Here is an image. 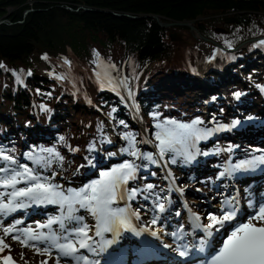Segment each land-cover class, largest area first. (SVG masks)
<instances>
[{
	"label": "trees",
	"instance_id": "1",
	"mask_svg": "<svg viewBox=\"0 0 264 264\" xmlns=\"http://www.w3.org/2000/svg\"><path fill=\"white\" fill-rule=\"evenodd\" d=\"M230 16L237 22L227 23ZM157 17L162 22L195 21L212 47L209 61L222 49L216 43L229 48L225 41L231 42L234 51L225 73L211 69L208 74L214 89L208 103L218 115L225 113V100L216 90L223 76L234 104L232 117L241 121L238 127L250 115L242 105L258 103V111L264 109V46L253 47L264 39V0H0V18L11 21L0 24V146L14 147L22 163H30L22 151L55 146L64 160L59 172L56 164L52 170L77 183L85 158L95 157L97 164L101 150L108 151L109 143L101 141L110 139L111 124L123 146L120 136L125 131L137 133L141 140L123 100L107 87L101 90L94 71L101 62L114 64L113 76L127 78L129 85L141 75L137 99L148 127L154 125L153 112L160 113V119L201 118L192 101L202 84L191 72L206 55L189 26L173 27L185 33L184 41L176 43ZM179 45L181 65L169 67ZM93 50L100 54L98 59ZM44 54L47 60L41 58ZM39 63L64 75L95 106L42 71ZM42 105L48 110L42 111ZM113 108L117 111L109 116ZM258 115L263 120L264 114ZM93 142L96 150L90 153ZM66 145L79 151L71 152Z\"/></svg>",
	"mask_w": 264,
	"mask_h": 264
},
{
	"label": "snow or ice",
	"instance_id": "2",
	"mask_svg": "<svg viewBox=\"0 0 264 264\" xmlns=\"http://www.w3.org/2000/svg\"><path fill=\"white\" fill-rule=\"evenodd\" d=\"M228 47H232L230 41H225ZM264 46V39L253 47ZM216 51H221L217 49ZM97 59L100 54L93 50ZM42 59L47 60V54ZM65 64H70L67 58H63ZM97 59L93 63H97ZM4 65L0 64V68ZM99 70H94L101 90L110 88L119 96L120 87L127 88V78L113 76L116 70L114 64L97 65ZM51 74V73H50ZM31 75V72H28ZM55 79L64 80V75H55ZM17 80L23 83L17 76ZM237 97L240 93H235ZM131 89H128V97H132ZM121 100L124 97L121 96ZM91 103V101H89ZM42 111H47L41 106ZM113 108L108 114L116 112ZM154 121L155 131L152 138L137 140V133L125 131L120 138L125 141L124 146L117 152L108 153V157L126 156L120 163L112 164L107 168H98L94 163L95 157L85 159L87 165L97 169L98 175L80 187H64L56 182L57 172L52 170L53 165L62 166L64 156L55 147L33 148L22 155L30 163H22L15 148L0 146V222L3 218L11 216L18 210L35 206H56L58 214L49 216L45 223L37 221L35 228L31 225L18 227L23 223L15 219L14 223L3 226L5 236L20 241L26 247L31 246L40 255H51L56 251L54 264H100L98 259H90L92 253L98 256L107 251L108 247L117 242L122 232L130 231L136 236L148 232L152 237L159 239L160 235H168L172 238L173 244L165 243L164 248L171 249L178 257L188 258L190 253L201 254L199 264H264V203L254 204L249 200V207L253 209L244 220L239 218V205L237 195H226L219 201L211 211L203 213L193 211L184 202V208L188 213V225L190 231L185 230L184 223H178L171 232L164 231L162 214L170 211L173 192L183 194L184 188L175 185V177L170 170L166 171L165 180L170 181L166 187H159L153 183H137L138 180H146L147 177L140 176L141 171H148L151 166L167 169V165L177 164L178 158L182 159L185 165L191 164L198 155L208 156L213 151H201L198 147L200 141H207L214 132L232 128L240 125V120H234L230 125H221L216 128L202 127L204 121L199 117L189 122L174 118L160 119V113L150 114ZM215 117H213V120ZM248 119H252L249 117ZM120 125L127 127L124 120L119 121ZM102 130V125L99 126ZM60 142L64 137L59 138ZM102 143H112L106 137ZM139 144L152 145L154 151H142ZM71 152L79 151L66 145ZM95 142L89 144L88 151H95ZM222 150L217 147L214 152L219 154ZM231 153L232 146L223 149ZM250 157L239 159L232 163V158H227V164L218 173L216 179L233 177L237 173L254 171L264 166V150L250 149ZM167 158V159H166ZM51 171V175L48 173ZM151 176L157 173L150 171ZM130 184L132 186H130ZM159 189V190H157ZM141 198L144 201L142 207L145 215L151 213V219L146 225H136L133 221L141 220L140 208L133 209L130 202ZM215 199V197H213ZM83 210L93 223L86 222L84 215L78 213ZM174 215L180 217L181 211H175ZM58 225V230L53 229ZM159 225V227H156ZM41 229H47L42 231ZM223 232L224 238L218 248L206 251L209 246L208 240L214 233ZM15 233H22L21 236ZM91 233V234H90ZM111 234L106 238L105 234ZM198 241L190 243L189 236L196 237ZM100 239L97 240L96 238ZM145 243H148L145 241ZM43 245V248H41ZM8 247L4 239L0 238V251ZM5 262L11 261V257H4ZM41 264H48L47 260Z\"/></svg>",
	"mask_w": 264,
	"mask_h": 264
},
{
	"label": "rangeland",
	"instance_id": "3",
	"mask_svg": "<svg viewBox=\"0 0 264 264\" xmlns=\"http://www.w3.org/2000/svg\"><path fill=\"white\" fill-rule=\"evenodd\" d=\"M0 20H7V19L0 18ZM9 22H11V21L7 20V23H9ZM160 22H162V21L160 20ZM229 23H233V22H229ZM193 26L196 27V23ZM173 27H175V26H172V28ZM168 29H169V27H168ZM190 30H191V28H190ZM170 31L171 32H178V33L180 32L179 39L178 40H175V41L172 40L173 42L180 43V42H183L184 41V39H185V33L183 31L174 30V28H173L171 30L169 29V34H170ZM194 32L192 33V30H191V33H192L193 37H195L197 39L196 42L197 41L200 42L199 48H201V50L206 55V58L204 60V64H207V68L204 71H200V73H199L200 76H194V77H197L198 78L197 80H199V82L202 84V87H200L199 90L194 91V95H193V97H194V100L193 101L194 102L192 101V103L194 105H197L198 108H200L199 109L200 110V114H202L201 120L204 121V125H201L202 127L206 126V127H209V128H213L216 125L217 126H219V125L220 126L221 125L226 126L228 124L230 125L231 122L234 121V118L231 116L232 115V110L234 108V104L229 99L228 89H227V86L225 84V83H227L226 82V79H224V80L220 79V81H221L220 86H217L216 85V90L219 91L222 94L223 99L225 100V103H224V106H223V108H225V110L223 112H225V113L224 114L222 113L223 114L222 116H218L217 115V110L216 109L214 110L213 106L208 103V99L210 97V93L214 90L212 88V85L210 84L211 82H210V79H209V76H208V74H209L208 68H210L211 66L215 65L216 64V60H212L211 62L208 60V59H210L212 57V54H213L212 53V49H211L212 47L207 42L209 39L208 40H202L200 37L197 38L194 35V34L200 33L197 27H196V30ZM200 34H202V33H200ZM246 43L247 42H245L244 45H246ZM216 44H218V43H216ZM178 49H179L178 50L179 53L176 55L173 63L170 64V65H168L169 67H172V68H175L177 66L180 67V65H181L180 59L183 56V48H182V46L179 45ZM209 53H210V56H208ZM258 61H259V59H258ZM205 62H207V63H205ZM204 64L202 63V64H199V65H197L195 67L197 69H199V67H201V65H204ZM39 68L42 71L48 72L49 74L51 73L50 75H52L55 78V74H53L49 69H47L46 66H45V64L39 63ZM196 72L198 73L197 70H196ZM180 76L183 77V74H181ZM58 81H60L62 83H65L67 86H72L66 79H64V80H58ZM128 89H131V91L133 90V92H134V95L131 97L132 100L130 102L128 101L127 95H125L124 93H120L119 96H123L127 104H129L131 102L134 103V98L137 95V88L135 86H133V85H130V87H128ZM214 107H217V105L216 106L214 105ZM242 107H244V109L247 112H249L250 114H252L250 116L251 118L255 117L258 114H260V115L261 114H264V109H261V111H258V108H260L258 103H251V104H248V105L244 104V105H242ZM213 117H215L214 120H213ZM177 120H179V119H177ZM261 120L262 119H260V121ZM181 121H184V120H181ZM186 122H188V121H186ZM136 123L138 125V128H140V130H141L142 137L144 139L151 138V134L155 131L154 127L152 128V130H148L147 131L146 130V125H144V121L139 122L138 120H136ZM242 129L244 131H242ZM115 131L116 130L114 129V126L113 125H111L110 126V130L108 129V131H107V132H110V140L112 141V143H111L112 145L111 144H108L109 147H108V149H107L108 151L106 153L117 152L119 150V148L122 147V144L117 139V133ZM238 131H242V132H238ZM218 132H221L222 136L225 134L227 137L234 138L236 140V141L233 140V143L230 145V146H232L233 151L231 153H229V154H231L232 156H234V160L232 161V163L233 162L235 163L239 159V157L241 155H248V154L252 153V152L249 151L250 149H261V150H264V139H262V138H264V134H263L264 133V130H261L260 131L258 129V127L252 121L249 122V123H242V125L240 127H237V129H236V127L235 128L232 127V128H226V130H224V131H218ZM222 132H224V133H222ZM243 135H244V137H243ZM247 136L252 141L251 142L242 141V144L240 145L239 142L243 138H245ZM225 141H227V140H225ZM222 143H223L222 140H219V141L217 140L216 142H214V143L211 144L212 149H208V151H210V150L213 151L217 147H219L222 150V148H221ZM219 144H221V145H219ZM148 146L149 147H144V148H146V151H154V148L152 147V145H149L148 144ZM201 146H202V144L199 145V148H201ZM99 154H100V155H98L99 156V159L102 158V161H103L102 167H104L106 165L104 163H107L109 165V167H110L111 164H112V162H113V160L112 159L109 160L108 155L107 154H103V151L102 150H101V152ZM104 156H106V157H104ZM226 156H227V154H225V152H223V151H221L219 154H215L214 153L213 156H210V155H208V156L199 155V157L197 156L198 158L193 161L194 163L192 162L191 164L186 165L187 171L185 170V165L182 163V159L181 158H178V160H180V168L182 170H180V168H178V167L172 166L170 163L167 165V168H168V170H170L172 172V174L174 175L175 178H177V179L178 178H182L183 179V180L182 179L179 180V182L176 183L177 186L178 187L184 186L183 188H185V187H187V184L189 182L195 180V178H196L197 175L198 176H200V175L202 176L204 174L206 175V172H207L208 169L210 171H213V169H214V171H216V170L218 171L219 168H222L223 164L225 163ZM126 158H128V157L121 156V159H119L116 162H121L122 159H126ZM85 165H87V161H85ZM156 168H157L156 166H151L148 171L142 172L140 174V176L147 177V179L146 180H139V184H141V183L142 184H144V183H153V184H157L158 185V182L155 180V178L157 177V175L155 177V176H150V174H149L150 171H154V172L157 171L158 172L159 169L158 168L156 169ZM57 170L59 172V167L57 168ZM210 171H209V173H210ZM197 172L198 173L200 172L199 173L200 175ZM203 172H204V174H203ZM83 173H84L86 179L82 183L74 184L69 179V177L68 178H64V176L63 175H60V174H58L56 176V182L62 184L63 186H66V187L71 186V187L78 188L81 185H83L84 183L88 182L89 180L95 179L97 177V175H98L97 169H93V168H91L89 170L87 169ZM194 173H196V175H194ZM158 176L161 177L159 174H158ZM82 177L83 176L80 175L79 176V179L81 180ZM211 177H213V175H211ZM197 179H198V177H197ZM180 181H182V182H180ZM161 183H162V181H161ZM182 184H185V185H182ZM199 184L195 183V184L191 185V188H192L191 190H193V191L191 193H189L188 195H186L187 197L185 198V200L189 202V205H192V207L196 208V210H199V211H202V212L211 211V210H213L217 206V202L218 201H216L217 199L214 200L212 198V199L208 200V199L202 197L201 196V193L199 192V189L198 188H195ZM189 199H194V201H190ZM200 199L202 200V202H200ZM211 200H213V201H211ZM209 201H211L212 203H209ZM143 204H144L143 203V200L141 198H138V202L136 204L133 203V206H134L133 208L134 209L140 208V210L143 211V207H142ZM179 206L180 205L173 206L174 208L173 207H170L169 213H170V217L171 218H168V219L167 218L166 219H163L162 218V222L164 223L167 220L168 221L167 222L168 224L173 225V227H176L177 224L179 223V220L182 218V216H180V218L178 220H175L176 216L174 215V213H175V211L178 210V207ZM48 212L49 213H54L55 215L58 214V210H50ZM23 213H24L23 210H21L19 212L20 215H22ZM42 214L44 215L43 216V219H47L50 216L49 214H47V211H44ZM78 214L84 215L85 218L87 219V214L83 210H81V212L78 213ZM22 218H24V217L18 216L16 214V215L11 216V217L3 218L2 222H0V238H3L4 239V243L6 245H8V247L3 248V251H0V261H5L4 257L10 256L11 257V261H13L14 263H18V264H41V261H44V260H47L48 261V264H54V257L56 256L55 254L51 253V255H48V254L40 255V254H38L35 251V249L33 247H31V246H27L26 247L20 241L12 239L11 236H5V234L3 232V225L12 224V223H14L15 219H20V220L23 221ZM150 219H151V217L148 218V221ZM25 225H26V223H22L21 225H18V227H21V228L22 227H27ZM156 227H159V225H157ZM53 229L58 230V225H55L53 227ZM15 234L21 236V239H23V234L22 233H15ZM41 248H43V245H41ZM62 262L63 261H61V264H64V262L63 263Z\"/></svg>",
	"mask_w": 264,
	"mask_h": 264
},
{
	"label": "bare ground",
	"instance_id": "4",
	"mask_svg": "<svg viewBox=\"0 0 264 264\" xmlns=\"http://www.w3.org/2000/svg\"><path fill=\"white\" fill-rule=\"evenodd\" d=\"M208 56H210V53H209V55ZM201 71H204V67H202L201 68ZM193 78V77H192ZM194 80V79H193ZM195 83V82H194ZM211 84V83H210ZM118 91L120 92V93H124L125 95H127V97H128V87L127 88H125V87H120L119 89H118ZM132 93H133V95H134V92H133V90H132ZM211 94V93H210ZM208 96V95H207ZM128 99H131L130 97H128ZM258 107V106H257ZM210 115V114H209ZM232 116V115H231ZM232 118V117H231ZM233 119V118H232ZM206 120V119H205ZM232 123V122H231ZM139 124V123H138ZM209 125V124H208ZM229 125V124H228ZM214 126V125H213ZM212 126V127H213ZM217 126V125H216ZM220 126V125H219ZM227 126V125H226ZM213 128H216V127H213ZM241 129V128H240ZM108 130V129H107ZM224 130H226V128L224 129ZM224 130H221V131H224ZM222 133H224V132H222ZM229 133V132H228ZM219 134H220V136H221V140H222V142L224 143H222V147H223V149H227L232 143H233V140H235L234 138H230V137H227L225 134V136L223 135L222 136V134H221V132H219ZM230 135V134H229ZM106 136V135H105ZM251 136V135H250ZM108 137V136H107ZM243 137H244V135H243ZM238 139V138H237ZM262 139H264V138H262ZM261 139V140H262ZM225 140H227V141H225ZM241 140V139H240ZM114 141V140H113ZM219 141V140H218ZM236 141V140H235ZM234 141V142H235ZM252 141V140H251ZM111 144V143H110ZM236 145V144H235ZM242 147V146H241ZM258 148V147H257ZM110 150V149H109ZM223 152H225V154H227V156H226V159H225V163L223 164V166H222V168H219V170L217 171H214V169H213V171H210L209 169V171H210V173H209V171L207 170V172H206V175L204 174V172H203V174L204 175H200L198 172V174L200 175V176H196V178H195V180L194 181H191V182H187L188 184H187V187H185L184 188V192H183V194H181V193H179V192H173L172 194H171V197H170V199H171V201H172V204H171V206L170 207H173V206H178V205H180L179 207H178V210L179 211H181V213H182V218L180 219V223H184L185 224V230L186 231H190V227H189V225H188V223H187V216H188V213H187V211H186V209L184 208V202L186 201L185 200V198L187 197L186 195H188L189 193H191L193 190H191L192 188H191V185H193V184H195V183H197V184H199L198 186H196L195 188H198L199 189V192L201 193V196L202 197H204V198H206V199H208V200H210V199H212L213 197H218L219 198V201L220 200H222L223 199V197L224 196H226V195H237L238 196V202L240 201V198H242V210L243 211H248V210H251L252 208L251 207H249V200H254L255 201V199L257 200L259 197H263V193H264V179H258L255 183H254V186H253V188L252 189H250V190H252V192H256V193H254L253 195H251L250 196V199L248 198V199H245V196H246V194L243 192V190L242 189H240L239 191L238 190H236L234 187H232L229 183H226V182H222L221 183V187H220V189L219 188H214L213 186H215V185H217V183L215 182L216 181V177L218 176V173L220 172V171H222L223 170V167L227 164V158L230 156L231 158H232V161L234 160V156H232L231 154H229V152H227V151H223ZM24 152L22 151L21 152V154H23ZM236 156V155H235ZM101 157V156H100ZM104 157H106V156H104ZM198 157H199V155H198ZM198 157H196V159L198 158ZM222 157V156H221ZM205 158V157H204ZM113 160V162H116V161H118L119 160V156H117V157H109V160ZM85 161H87V160H85ZM106 161V160H105ZM199 162V161H198ZM194 163V162H193ZM217 163V162H216ZM114 164V163H113ZM202 166V165H201ZM206 166V165H205ZM157 167V166H156ZM158 169H159V171L157 172L156 171V173H157V177L155 178V180L158 182V185H159V187H166L169 183H170V181H168V180H165L164 179V176H165V174H166V171L168 170V168L167 169H164V168H159V167H157ZM156 168V169H157ZM203 168V167H202ZM86 169H91L90 168V166H86ZM216 169V168H215ZM184 171V170H183ZM142 172H144V171H141V173ZM140 173V174H141ZM97 174V173H96ZM158 174L161 176V177H159L158 176ZM58 175V174H57ZM163 175V176H162ZM194 175H196V173H194ZM211 175H213V177H211ZM151 176V175H150ZM197 177H198V179H197ZM182 178H175V185L177 186V184L176 183H178L179 182V180H181ZM183 180V179H182ZM161 181H162V183H161ZM214 181V182H213ZM149 182V181H148ZM180 182H182V181H180ZM137 183H139V180L137 181ZM142 184V183H141ZM182 185H185V184H182ZM130 186H132L131 184H130ZM64 187H66V186H64ZM178 187V186H177ZM182 188L184 187V186H181ZM218 187V186H217ZM230 188V190H228ZM157 190H159V189H157ZM247 192V191H246ZM200 196V195H199ZM200 196V197H201ZM208 196V197H207ZM190 201H194V199H189ZM216 200V199H215ZM217 201V200H216ZM138 202V198L136 199V200H133V201H131L130 202V204H131V206L132 207H134L133 206V203H137ZM187 202V204H188V206L190 207V208H192V210L193 211H196V212H200V213H203L202 211H199V210H196V208H194V207H192V205H189V202L188 201H186ZM200 202H202V200L200 199ZM143 203H144V201H143ZM219 202H217V204H218ZM139 205V204H138ZM174 208V207H173ZM29 208H26V209H23V214L22 215H20L19 214V212L21 211V210H18L17 212H15V213H13L11 216H14V215H18V216H22V217H24V218H22L23 220L25 219L26 220V222H31V223H33V222H36V221H43L44 219H43V214L42 213H37V211H36V206L35 205H33V206H31V208L28 210ZM55 208L52 206V207H48V210H54ZM142 209V208H141ZM141 211V210H140ZM145 213V209L143 208V211H141V220L140 221H136V222H138V223H141V224H144V225H146L147 223V221H148V218L149 217H151V213H149L148 215H145L144 214ZM11 216H9V217H11ZM162 218L163 219H168V218H171L170 217V213L169 212H166V213H164V214H162ZM86 222L87 223H89V224H92L93 223V221H92V219H91V217H89L88 215H87V219H86ZM167 220L164 222V231H166L167 229H166V225H167ZM175 224V223H174ZM170 225V224H169ZM3 226H7V224L6 225H3ZM170 226H173V225H170ZM172 230H173V228H172ZM91 234V233H90ZM194 239H196V237L194 238V237H192V236H189L188 237V240H189V242H191V241H193ZM169 243H172L171 241H169ZM15 244V243H14ZM16 245V244H15ZM3 258V257H2ZM172 259H170V261H171ZM0 264H6V262L5 261H0ZM7 264H18V263H14L13 261H9V262H7Z\"/></svg>",
	"mask_w": 264,
	"mask_h": 264
},
{
	"label": "water",
	"instance_id": "5",
	"mask_svg": "<svg viewBox=\"0 0 264 264\" xmlns=\"http://www.w3.org/2000/svg\"><path fill=\"white\" fill-rule=\"evenodd\" d=\"M158 18V17H157ZM158 20H159V18H158ZM5 21L7 22V20H0V24L1 23H5ZM225 21L227 22V23H229V22H236L237 21V19L235 18V17H227L226 19H225ZM9 23H11V22H9ZM159 23L161 24V26H163V27H169V29L171 30V29H173L172 28V26H189L190 28H191V30H192V33L196 30V27H194L193 25L196 23L195 21H192V22H160V20H159ZM195 33V32H194ZM179 34H180V32L178 33V32H171L170 31V38H171V40H173V41H175V40H178L179 39ZM197 38L198 37H200L202 40H208V38L207 37H205V36H203L202 34H200V33H198V34H194ZM218 46H221L219 43L217 44ZM140 77H141V75L139 74L138 75V79H137V83L136 84H138L139 83V81H140Z\"/></svg>",
	"mask_w": 264,
	"mask_h": 264
}]
</instances>
